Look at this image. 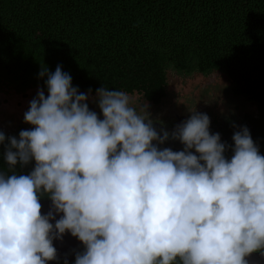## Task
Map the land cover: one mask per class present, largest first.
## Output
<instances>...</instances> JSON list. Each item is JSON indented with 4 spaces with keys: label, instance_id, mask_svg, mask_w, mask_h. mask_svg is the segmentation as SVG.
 I'll list each match as a JSON object with an SVG mask.
<instances>
[{
    "label": "clouds",
    "instance_id": "clouds-1",
    "mask_svg": "<svg viewBox=\"0 0 264 264\" xmlns=\"http://www.w3.org/2000/svg\"><path fill=\"white\" fill-rule=\"evenodd\" d=\"M46 85L24 114L34 127L5 152L10 167H35L0 174V264H47L66 231L84 245L75 264H248L264 249V156L246 126L230 160L195 111L172 133L184 150H158L152 142L168 132L146 123L147 105L137 110L127 92L97 89L99 119L61 66ZM42 191L63 213L55 225L52 211L41 214Z\"/></svg>",
    "mask_w": 264,
    "mask_h": 264
},
{
    "label": "trees",
    "instance_id": "trees-1",
    "mask_svg": "<svg viewBox=\"0 0 264 264\" xmlns=\"http://www.w3.org/2000/svg\"><path fill=\"white\" fill-rule=\"evenodd\" d=\"M58 65L78 93L106 87L155 105L167 95L168 73H219L234 98L255 107L236 125L219 122L225 158L245 126L264 156V0H0V90L48 94ZM6 162L0 158L6 177L35 167Z\"/></svg>",
    "mask_w": 264,
    "mask_h": 264
},
{
    "label": "rangeland",
    "instance_id": "rangeland-1",
    "mask_svg": "<svg viewBox=\"0 0 264 264\" xmlns=\"http://www.w3.org/2000/svg\"><path fill=\"white\" fill-rule=\"evenodd\" d=\"M38 90L40 89H32L26 95L33 100L36 98ZM166 94V97L162 100V106L153 108L149 107V104L145 103L141 96L137 94L130 95L132 100L131 106L137 107L138 110L139 105L143 106L146 104V110L149 111V114L158 115L168 109H173L179 114L187 111L189 116L195 111L207 114L210 117V123L221 122L224 120L223 118L228 117V122L235 125L239 123L237 118L239 113H254L255 111V107L252 104L247 103L242 98H234L231 95L228 80L219 73H213L208 77L196 74L189 78L168 73ZM44 95L47 98L48 94L44 92ZM87 95L88 99L85 103H87L88 107H93L98 102V97L96 94ZM26 102H28L27 96L25 98L6 89L0 90V119L3 118L4 111L9 113L10 111H18L20 113ZM94 107L101 112L99 108ZM162 109L165 111L161 112ZM236 119L237 122H235ZM225 121L227 120L225 119L223 122ZM49 196L50 194L48 193L43 195L44 198H49Z\"/></svg>",
    "mask_w": 264,
    "mask_h": 264
},
{
    "label": "flooded vegetation",
    "instance_id": "flooded-vegetation-1",
    "mask_svg": "<svg viewBox=\"0 0 264 264\" xmlns=\"http://www.w3.org/2000/svg\"><path fill=\"white\" fill-rule=\"evenodd\" d=\"M16 95H20V96L25 97V98L27 96L28 102H26L24 107H22L23 109L20 113L18 111H10V113L7 111L3 112V118L4 117L5 118H4V120H2L3 118L0 119V132L4 133L5 140L2 143H0V158L5 156V152L9 146V138L10 137H15V138L19 139L20 131L31 130L34 127V126L24 122V114L29 109L31 99L26 94H24V95L16 94ZM144 102L148 103L149 107H151V108L162 106V104L155 105L153 103H149L146 101H144ZM94 106L99 108L98 102H96V104H94ZM93 107L89 106L88 108L90 111L95 112L99 119H103L102 112H99L95 107L94 108ZM162 111H165V110L162 109L161 112ZM147 113L149 114V111H147ZM190 116L188 115L187 111L183 114L182 113L179 114L178 112H176L173 109H168L167 111L162 112V114H160V115L153 114V113L149 114L148 119L145 120V122L147 123L148 120H151L152 126L155 128V130L157 131L158 134L162 135L163 132H165V131L168 132V134H169L168 139L165 140L163 143H159L158 141H153L152 142L153 145H155L158 148V150H163L165 148H169L173 151L184 150V145L178 139H173L172 133L176 130L178 125H180L182 122L186 121ZM221 122H223V121H221ZM223 126L224 125L221 123L219 124V122L210 123V125H209L210 134L218 133L220 135V140L225 139L227 137L226 133L225 132L222 133V131H221ZM12 150L15 151V149H12ZM190 151L195 155L197 154L195 152V149H191ZM5 164L7 165L8 163L6 162ZM44 194H46V193H43V191H42L39 199L45 200L46 202L47 201L50 202L51 200L49 198L43 197ZM262 252H264V249H261L259 251H255V253H259V254H261ZM68 264H75V260L71 263H68Z\"/></svg>",
    "mask_w": 264,
    "mask_h": 264
},
{
    "label": "water",
    "instance_id": "water-1",
    "mask_svg": "<svg viewBox=\"0 0 264 264\" xmlns=\"http://www.w3.org/2000/svg\"><path fill=\"white\" fill-rule=\"evenodd\" d=\"M41 204V214L46 215L49 211L53 212L54 219L49 222L55 225L56 220L60 219L63 213H57L52 207V202L39 200ZM53 246L56 248V259L47 261V264H56L65 261L67 264L75 260L76 255L83 252V244L78 238L73 237L70 232L66 231L62 239H54ZM252 252L245 257L248 264H264V255Z\"/></svg>",
    "mask_w": 264,
    "mask_h": 264
}]
</instances>
